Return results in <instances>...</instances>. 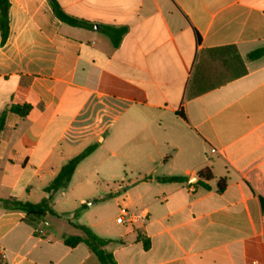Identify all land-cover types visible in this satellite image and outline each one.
<instances>
[{"label": "crops", "instance_id": "0c3cea01", "mask_svg": "<svg viewBox=\"0 0 264 264\" xmlns=\"http://www.w3.org/2000/svg\"><path fill=\"white\" fill-rule=\"evenodd\" d=\"M56 1L92 27L49 0H10L5 43L0 31V200L39 203L96 148L46 226L0 208V264H101L65 243L73 224L113 240L115 264H264V56L249 58L264 48V0ZM100 26L127 29L118 48ZM171 177L186 180H158ZM121 206L140 217L118 224Z\"/></svg>", "mask_w": 264, "mask_h": 264}, {"label": "trees", "instance_id": "16d2710c", "mask_svg": "<svg viewBox=\"0 0 264 264\" xmlns=\"http://www.w3.org/2000/svg\"><path fill=\"white\" fill-rule=\"evenodd\" d=\"M50 5L55 15L62 22L74 26L91 28L92 25L84 20L76 19L68 15L57 3L56 0H49ZM10 0H0V31L2 35V43H5L10 33L9 26V10ZM99 30L104 33L112 41L113 46L118 48L124 35L127 32L126 28H115V27H99ZM264 56V48L258 49L249 55L250 59H257ZM31 107L29 105H15L10 108V111L16 113L22 117L27 116ZM6 122V113H3L0 117V134L3 132ZM95 146L87 148L78 156L71 159L65 164L54 178L52 183L45 188V192L48 197L41 200L39 203H32L29 201H20L16 199H3L0 200V208L9 211H20L26 213V221L33 226L42 224L46 226L48 216H59L52 209L53 196L60 190L66 188L70 183L73 174L79 165V163L87 158L95 150ZM207 170V169H205ZM161 182H179L183 183L186 179L184 177H171V178H160ZM86 205H83L82 209ZM79 214V211L75 213V216ZM77 234H70L64 236L65 243L70 247H75L80 243H83L87 248L98 258L101 264H115L112 254L107 250V247L114 241L108 238H103L97 235L91 227L81 224H73Z\"/></svg>", "mask_w": 264, "mask_h": 264}, {"label": "rangeland", "instance_id": "374dc122", "mask_svg": "<svg viewBox=\"0 0 264 264\" xmlns=\"http://www.w3.org/2000/svg\"><path fill=\"white\" fill-rule=\"evenodd\" d=\"M111 190L114 193L116 192L115 187H112ZM119 192H122V191H119ZM110 193L111 192L109 190L101 189V191L99 192V197H97V199L99 200V209H100L101 217L104 220L110 221L111 223H113L117 215V210H116L117 207H116L115 202H113V197L109 196ZM70 202L68 200L67 201L64 200L63 201V203L65 204L64 206L69 207L71 205Z\"/></svg>", "mask_w": 264, "mask_h": 264}, {"label": "built area", "instance_id": "2783aa9c", "mask_svg": "<svg viewBox=\"0 0 264 264\" xmlns=\"http://www.w3.org/2000/svg\"><path fill=\"white\" fill-rule=\"evenodd\" d=\"M119 210H120V215L116 219L118 224H125V223L132 224L135 221V219L140 217V215L135 214L125 206H121Z\"/></svg>", "mask_w": 264, "mask_h": 264}]
</instances>
